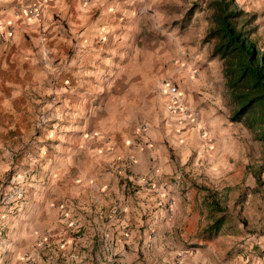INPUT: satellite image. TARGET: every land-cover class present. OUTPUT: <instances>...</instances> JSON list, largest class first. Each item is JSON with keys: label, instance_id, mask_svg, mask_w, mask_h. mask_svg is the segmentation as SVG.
<instances>
[{"label": "crops", "instance_id": "1", "mask_svg": "<svg viewBox=\"0 0 264 264\" xmlns=\"http://www.w3.org/2000/svg\"><path fill=\"white\" fill-rule=\"evenodd\" d=\"M144 1L0 0V264H170L184 245L201 244L200 196L183 193L180 167L184 158L192 178L187 160L199 149L205 162L221 145L225 156L235 152L223 65L219 91L196 70L177 86L200 114L197 127L171 110L161 86L154 95L105 66L116 64L102 57L122 53ZM27 5H40L42 19L19 11ZM91 130L98 136L88 138ZM202 259L198 252L188 264Z\"/></svg>", "mask_w": 264, "mask_h": 264}, {"label": "rangeland", "instance_id": "2", "mask_svg": "<svg viewBox=\"0 0 264 264\" xmlns=\"http://www.w3.org/2000/svg\"><path fill=\"white\" fill-rule=\"evenodd\" d=\"M240 1L237 0L239 6L256 17L253 23L256 28L255 36L264 50V7L257 12L247 11ZM144 4L147 6L146 10L137 11L136 29L132 32L127 30L128 43L118 48L122 53L110 51L102 57L107 62H114L116 59V64L105 66L122 70L128 74L125 81L135 82L137 87H144L145 90L152 88L154 95L160 91L164 81L184 87V81L188 82L195 70V79H199L202 74L203 78L209 79V84H213L214 90L219 91L223 81L220 79L219 82L215 73L217 65L222 70L223 63L212 56L214 42L206 39L211 29V13L207 0H146ZM142 7L143 5L140 6ZM107 54H111V57H106ZM195 54L203 58L196 56V69L195 64L191 63L195 62ZM107 81L113 83V79ZM138 97H144L143 92ZM224 98L227 100L225 107L232 115L234 108L228 91ZM116 108L117 106L113 108V112H116ZM42 124L35 126L33 134L43 129ZM233 124L235 126L231 134L234 137V154L225 156V147L221 145L217 158L212 162H205L204 154L201 155L203 151L199 149L195 152V157L187 160L188 163L193 161L196 168L192 178L191 173L185 171L184 158L181 160V189L183 193H187L189 189L198 192L203 211V226L198 238L201 244L184 245L177 258L170 259V264H188L197 257L198 252L202 254V262L205 264H264V142L258 140L256 133L249 128L247 119ZM19 132H22L21 128L16 130V134ZM98 134L99 132L91 130L87 137L95 138ZM203 148L211 150L208 144ZM18 157L17 153L14 158ZM225 164H229L231 169L226 171ZM209 193L221 196L226 216L219 235L212 238L206 233L214 222L204 203ZM115 205L118 206L119 202ZM151 254L154 259L159 258L153 252ZM158 262L160 264V259Z\"/></svg>", "mask_w": 264, "mask_h": 264}, {"label": "trees", "instance_id": "3", "mask_svg": "<svg viewBox=\"0 0 264 264\" xmlns=\"http://www.w3.org/2000/svg\"><path fill=\"white\" fill-rule=\"evenodd\" d=\"M207 5L211 29L206 39L214 42L212 56L223 63L225 86L234 108L230 121L247 119L249 128L264 142V50L255 36L256 17L237 0H207ZM220 199L217 193L204 199L214 219L206 230L210 238L218 236L225 224Z\"/></svg>", "mask_w": 264, "mask_h": 264}, {"label": "built area", "instance_id": "4", "mask_svg": "<svg viewBox=\"0 0 264 264\" xmlns=\"http://www.w3.org/2000/svg\"><path fill=\"white\" fill-rule=\"evenodd\" d=\"M51 1H53V0H40V2H42V3H47V2H51ZM19 11L23 12L24 15L30 19L40 20L43 17V10H42V7L40 5H27L24 8H21ZM6 28H7L6 32L12 33L13 25H7ZM1 30H2V28H1ZM0 37H1V35H0ZM195 74L197 75L196 72H195ZM161 88H162L163 92H166L169 95V98H170L169 106H170L171 110L174 113L180 114L182 116V119L185 122L192 124V126H197L200 122V114L198 113V111H196L195 109H193V108H191L185 104L184 99H183V95L179 91L178 87L172 82L164 81L163 84L161 85ZM173 205H174V203L171 200L169 202V208H168L170 218H173V216H174V206ZM122 214H123V212H122L120 206L115 205L112 209V215L115 216L116 219H121ZM68 228L73 229V230H77L76 233H78V227H77L76 223H74V222L68 223ZM113 264H120V263L114 262Z\"/></svg>", "mask_w": 264, "mask_h": 264}]
</instances>
